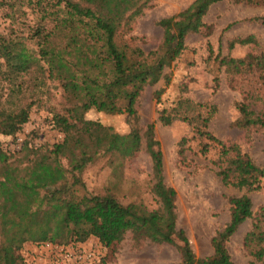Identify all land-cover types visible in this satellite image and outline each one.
<instances>
[{"label": "trees", "instance_id": "1", "mask_svg": "<svg viewBox=\"0 0 264 264\" xmlns=\"http://www.w3.org/2000/svg\"><path fill=\"white\" fill-rule=\"evenodd\" d=\"M152 1L0 0V264H26L25 244L67 246L92 236L113 248L127 233L135 242L174 246L179 261L173 264H234L226 242L247 219H253L244 239L251 257L247 264H264V207L253 218V204L246 195L229 198L230 220L212 238L210 256L197 257L185 232L177 227L176 191L164 180L155 124H147L141 134L135 106L146 87L162 79L169 85L164 70L181 57L190 34H210L203 18L221 0H194L175 16L160 19L161 41L145 52L131 35L132 24ZM241 1L264 4V0ZM260 19L264 22V16ZM235 44L256 42L247 36L230 47ZM215 60L233 81L246 75L264 78V51ZM163 94L164 89L154 92L156 103ZM44 105L50 126L63 135L62 141L34 147L26 140L18 151L8 152L4 144L14 140L31 112ZM171 106L162 107L157 121L163 126L174 121L190 126L192 136L179 142L181 156L187 143L198 140L200 154L217 151L212 163L223 185L260 189L264 166L256 165L237 144L223 142L208 130L215 106L188 99ZM235 109L237 129L264 130V114L245 99ZM89 111L125 115L128 132L121 134L86 118ZM142 150L150 159L146 188L155 209L132 197L127 204L116 199L125 163ZM100 162L109 176L100 192H88L82 173ZM107 214L114 217L111 233L102 225ZM82 217L85 230L79 227Z\"/></svg>", "mask_w": 264, "mask_h": 264}, {"label": "rangeland", "instance_id": "2", "mask_svg": "<svg viewBox=\"0 0 264 264\" xmlns=\"http://www.w3.org/2000/svg\"><path fill=\"white\" fill-rule=\"evenodd\" d=\"M193 1L153 0L150 8L135 19L131 35L138 39V45L145 52L155 49L162 38L158 21L175 16ZM262 16L264 4L221 0L212 5L203 18V22L211 28L210 34H190L181 57L164 70V74L169 76V85L166 86L162 79L156 85L146 87L136 102L141 134L147 124H155V138L162 152L164 180L176 191L177 227L185 232L197 257L212 254V238L230 220L229 198L248 196L253 204V218L260 216L264 207V179L260 189L254 191L223 185L212 163L218 157L217 151L202 155L199 152L200 142L191 140L183 148L184 156H181L179 142L182 138L192 136L190 126L182 121L163 126L157 121L158 113L163 106L169 107L178 99L215 106L216 112L209 122L208 130L223 142L237 144L256 165L264 166V130L245 132L233 125L238 118L235 104L240 100L245 99L255 111L264 114V78L246 75L239 81H233L215 60L216 57L224 56L240 59L247 53L264 51ZM247 36H253L256 44H235L230 47L232 42ZM160 89H164V94L158 104L153 94ZM49 118L46 105L38 111H32L20 133L14 140L4 144V148L8 152L18 151L26 140L34 147L61 142L63 135L50 126ZM86 118L98 120L121 134L129 130L125 115L89 111ZM150 165V159L143 150L125 163L121 187L116 192L118 201L127 204L132 197L136 202L142 201L149 209L157 208L146 188ZM108 176L109 170L100 162L85 169L81 178L88 192L97 193L103 188ZM113 224V216H103L102 225L107 233H111ZM252 224L253 219H247L226 242L234 264H247L251 260L244 248V239ZM79 227L85 230V217L79 220ZM71 245L92 254L93 259L87 264H173L179 261V253L174 246L150 241L135 242L129 233L113 248L104 247L92 236L84 242ZM40 252L39 246L25 244L22 251L25 263L51 264L50 258Z\"/></svg>", "mask_w": 264, "mask_h": 264}, {"label": "built area", "instance_id": "3", "mask_svg": "<svg viewBox=\"0 0 264 264\" xmlns=\"http://www.w3.org/2000/svg\"><path fill=\"white\" fill-rule=\"evenodd\" d=\"M39 248H41L40 254L45 253L46 257L50 258L51 264H87L93 259L91 253L82 251L78 247L74 248V245L44 243Z\"/></svg>", "mask_w": 264, "mask_h": 264}]
</instances>
